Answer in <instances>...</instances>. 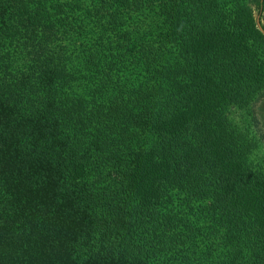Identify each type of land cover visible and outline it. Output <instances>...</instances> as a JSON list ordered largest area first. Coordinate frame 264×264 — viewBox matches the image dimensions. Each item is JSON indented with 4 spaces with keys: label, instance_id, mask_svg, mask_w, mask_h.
Segmentation results:
<instances>
[{
    "label": "trees",
    "instance_id": "trees-1",
    "mask_svg": "<svg viewBox=\"0 0 264 264\" xmlns=\"http://www.w3.org/2000/svg\"><path fill=\"white\" fill-rule=\"evenodd\" d=\"M264 0H0V264H264Z\"/></svg>",
    "mask_w": 264,
    "mask_h": 264
},
{
    "label": "rangeland",
    "instance_id": "rangeland-1",
    "mask_svg": "<svg viewBox=\"0 0 264 264\" xmlns=\"http://www.w3.org/2000/svg\"><path fill=\"white\" fill-rule=\"evenodd\" d=\"M261 18L259 15L260 21ZM261 24L263 25L262 21ZM248 109L247 116L243 119L237 116L235 121L241 128H246L250 138L260 143L252 157L264 169V93Z\"/></svg>",
    "mask_w": 264,
    "mask_h": 264
},
{
    "label": "water",
    "instance_id": "water-1",
    "mask_svg": "<svg viewBox=\"0 0 264 264\" xmlns=\"http://www.w3.org/2000/svg\"><path fill=\"white\" fill-rule=\"evenodd\" d=\"M256 20H257V24H258V28L263 31V27H262V24H261V21L259 19V14L256 15ZM264 32V31H263Z\"/></svg>",
    "mask_w": 264,
    "mask_h": 264
}]
</instances>
